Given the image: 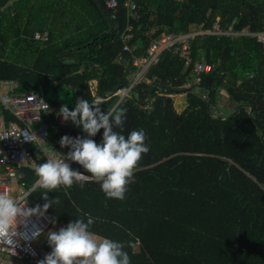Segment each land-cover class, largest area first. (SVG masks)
Returning <instances> with one entry per match:
<instances>
[{
	"label": "trees",
	"instance_id": "trees-1",
	"mask_svg": "<svg viewBox=\"0 0 264 264\" xmlns=\"http://www.w3.org/2000/svg\"><path fill=\"white\" fill-rule=\"evenodd\" d=\"M87 1L95 20L71 0H22L7 8L0 15V82L38 92L55 115L63 105L74 110L78 99L91 102L92 81L99 80L103 96L125 85L137 70L134 59L146 56L163 32L211 30L217 23L234 32L264 30V0H134L130 16L126 0L112 13L104 0ZM122 10L126 28H133L126 42L131 52L117 62L126 28L121 31L112 15ZM36 32H46L48 42L36 41ZM201 57L213 68L198 75L172 51L162 52L147 73L155 82L140 88L142 101L154 96L152 110L131 99L117 108L126 116L115 130L127 136L143 129L150 148L123 200L108 198L94 178L48 193L59 201L48 210L54 219L68 225L92 218V232L126 244L130 264H264V47L248 36H200L192 41V59ZM156 85L170 95L192 88L185 108L178 111L172 97L156 96ZM61 87L70 89L71 104L47 100ZM115 102L105 101L102 112ZM0 116L6 125L16 121L1 103ZM65 135L76 138L60 133V140ZM102 138L103 129L92 139L99 144ZM60 140L57 147L67 155L71 149ZM71 167L90 175L76 162ZM19 173L25 189L37 179L34 170ZM43 191L30 194L35 207L47 202Z\"/></svg>",
	"mask_w": 264,
	"mask_h": 264
},
{
	"label": "clouds",
	"instance_id": "clouds-1",
	"mask_svg": "<svg viewBox=\"0 0 264 264\" xmlns=\"http://www.w3.org/2000/svg\"><path fill=\"white\" fill-rule=\"evenodd\" d=\"M92 83L96 84V91H93L94 99L91 102L88 99H78L72 111L69 110L67 105H63L60 109V115L57 116V120L69 121L68 123L59 124L67 125L72 121L77 127L82 126L87 135L79 137L78 132L62 128L61 133L76 137L72 138L65 135L60 140L61 147L70 148L71 151L66 156L62 155L63 158L50 157L42 164L33 162L37 179L30 186L28 192H35L37 189L45 190L42 193L44 200L47 202L42 207L37 205L30 208L27 206L28 203L24 202V197H13L7 192H0V250L15 255L17 238L21 240L39 239L43 233L36 224H32L29 233L31 218L43 217L49 208L59 202L58 199L50 200L48 193L60 188V186L72 187L74 183L83 186V181L94 178L96 181L102 182V191L108 198L119 200L125 198L128 186L134 179L135 169L142 156L147 154L150 148L145 143L147 136L143 129L132 130L127 136L115 130L123 127L126 116V109L117 108L130 99L143 107L147 98L151 97L153 99L154 96L150 95L145 100H141L140 90L144 92V89H140L142 83L136 88L139 98L133 94V98H128L122 104H117L116 98H109L114 91L103 96L98 89L99 80L92 81ZM156 86L159 88L158 85ZM155 87L153 89L154 93ZM162 90L164 91L163 96L172 98L175 96L167 94L168 92L164 89ZM19 92L21 91L19 90ZM171 92H175V90ZM110 99H115L116 102L114 107L105 114L102 112L101 105ZM45 107H48V105H45ZM52 110L50 107L48 113L52 114ZM101 129H103V138L102 142L98 144L92 138ZM87 137H90V139H85ZM66 160L80 164L90 175H84L73 170L65 162ZM16 182L18 183V181ZM93 223L94 221L90 217L86 221L79 218L77 221L69 223L66 228H61L58 232L51 231L47 233L48 243L52 251L43 260L39 261V264H130V256L124 250L126 244L98 236L90 230ZM21 227L24 229L23 232L18 231Z\"/></svg>",
	"mask_w": 264,
	"mask_h": 264
},
{
	"label": "built area",
	"instance_id": "built-area-1",
	"mask_svg": "<svg viewBox=\"0 0 264 264\" xmlns=\"http://www.w3.org/2000/svg\"><path fill=\"white\" fill-rule=\"evenodd\" d=\"M105 8L109 12L116 11L119 8L120 0H104ZM129 16L137 10L134 0H126L123 4ZM128 16V17H129ZM116 19V15H112ZM132 26L122 32L121 38L125 43L122 50L117 54V62H122L123 53H130L131 49L126 44L129 41L132 33ZM248 36L256 39V41L264 47V30L261 32H251L245 29L240 32H234L232 26L222 30L220 25L214 24L211 30H203L198 28L189 33L173 35L163 32L159 39L153 40L147 49V54L143 58H136L133 61V66L136 67L135 73L127 77V83L117 88L109 98H116L117 104H122L128 98L135 96L139 98L136 88L142 83H153L155 78L147 80L149 69L159 62L160 56L164 51H172L173 54L184 60V68L193 67V72L196 74L208 73L212 70V66L201 57L200 61L194 62L192 59V41L200 36ZM36 41L48 42L49 35L47 33L36 32L34 34ZM91 90L96 91V84L90 83ZM157 96H163L164 91L155 87ZM154 99V98H153ZM153 99L148 97L143 105L145 110L152 109ZM0 103L3 109L7 111L16 121H12L6 125L5 118L0 116V192L10 194L12 180L18 181L20 177L19 170L28 168L34 170L33 162L39 164L46 162L48 158H63L57 140H52L49 137V128L44 120V115L49 112L50 105L46 99L36 91L19 92L18 82H0ZM48 105V107H45ZM7 137L6 139H4ZM85 139H90L87 137ZM66 156V155H64ZM70 166L74 163L71 160H66ZM84 175H88L81 172ZM93 178L84 182H90ZM21 187V186H20ZM29 189V188H28ZM28 189L21 187L17 197H24V202L27 206L34 208L30 204V194ZM53 216L47 212L43 217H32L29 224V233L31 232L32 224H36L44 234L49 230L52 224ZM18 231L23 232V227ZM42 234V235H43ZM42 235L40 237H42ZM39 237V238H40ZM38 239L21 240L17 238V247L15 255L11 252L0 250V264H25L24 259L36 260L40 257V252L35 246Z\"/></svg>",
	"mask_w": 264,
	"mask_h": 264
},
{
	"label": "rangeland",
	"instance_id": "rangeland-1",
	"mask_svg": "<svg viewBox=\"0 0 264 264\" xmlns=\"http://www.w3.org/2000/svg\"><path fill=\"white\" fill-rule=\"evenodd\" d=\"M69 3L70 4L73 3V6L76 8L77 11L86 12L87 13L86 15H89V13H90L91 19L95 20L96 13L94 11V8L91 6V4L87 0H71V2H69ZM79 21L80 20H77V24L74 25L75 27H77L79 25ZM116 21H118L120 23L121 31L124 30L126 28L127 12L125 10L118 12L116 14ZM69 94H70V89H68L66 87H61L59 89V92L50 91L47 100L51 101V102H55V103L63 102L66 104H71V97L69 96ZM185 97H186V93L183 92L180 95H176L175 98L173 99L174 104H175L178 111L183 110L185 108V106L184 107L180 106V108L178 106V102H180V99H182V100L184 99L183 101H185V103H186L187 100ZM224 97H223V99H225ZM58 115H60V113H58V112L55 115H54V113H52L50 115H45V122L47 123L49 130H50L49 131L50 139H52V140H58L59 139L60 140V133H61L62 128H68L71 131H76V132L87 135V133H85L83 131L82 126L77 127L75 124H73L72 121H70V123L67 125L59 124L57 122V116ZM20 190H21V187L16 182V180H12L10 195H12L13 197H17L19 195ZM30 204L33 205L31 202H30ZM59 222H60L59 220L54 219L52 227H55Z\"/></svg>",
	"mask_w": 264,
	"mask_h": 264
},
{
	"label": "crops",
	"instance_id": "crops-1",
	"mask_svg": "<svg viewBox=\"0 0 264 264\" xmlns=\"http://www.w3.org/2000/svg\"><path fill=\"white\" fill-rule=\"evenodd\" d=\"M15 2H22V0H7V3L5 6H3V7L0 6V15L7 8L13 7ZM24 5H26V4H24ZM175 96L173 97V99L175 98ZM224 96H225V94L223 93V97ZM183 100L180 99V102H178L179 108H180V106H182V107L186 106V103ZM223 110H224L223 107H218L219 112H222ZM52 224L50 225L49 230L35 242V246L38 249V251L40 252V257L36 260H30V261H28V259L26 258V260L24 259L25 264H39V261L43 260L52 251V248L50 247V245L48 243L47 233H49L51 231L58 232L61 228H66L68 226V225L63 224L61 221L55 227H52Z\"/></svg>",
	"mask_w": 264,
	"mask_h": 264
},
{
	"label": "water",
	"instance_id": "water-1",
	"mask_svg": "<svg viewBox=\"0 0 264 264\" xmlns=\"http://www.w3.org/2000/svg\"><path fill=\"white\" fill-rule=\"evenodd\" d=\"M6 3H7V0H0V6H1V7L5 6ZM70 52H71V50H69V51H67V52H65V53L60 54V55H59L60 59L63 60V56H64V54H66V53H70ZM102 74H103V73H102ZM101 76H102V75H101ZM98 86H99L98 89H99V91H100V83H99ZM191 90H192V88L185 89L184 92H185V93H188V92H190ZM208 95L210 96V92L208 93ZM207 109H208V111H209V109H210V101L208 102ZM237 110H238V109H237ZM57 122H58V123H68L69 121L65 122L64 119H62V120H57ZM73 124H74V123H73ZM63 132H64V133H68L67 131H63ZM74 136H76V134H74Z\"/></svg>",
	"mask_w": 264,
	"mask_h": 264
}]
</instances>
